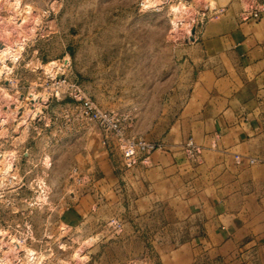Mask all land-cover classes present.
Returning a JSON list of instances; mask_svg holds the SVG:
<instances>
[{"label": "rangeland", "instance_id": "obj_1", "mask_svg": "<svg viewBox=\"0 0 264 264\" xmlns=\"http://www.w3.org/2000/svg\"><path fill=\"white\" fill-rule=\"evenodd\" d=\"M21 1L20 18L25 21V9L33 8L41 24L21 60L12 63L13 72L0 75V88L23 96V109L0 127V158L17 149V179L12 185L6 177L5 188L0 186V240L4 230L33 249V255L22 251L17 264H165L164 257L198 232L187 186L140 162L127 167L114 136L81 109L74 87L118 114L129 125V137L164 148L174 144L183 152L192 140L202 151L197 143L204 139L175 135L189 129L190 109H204L212 93L204 87L219 77L220 60L212 54L215 41L206 43L211 51L205 56L190 46L217 34L230 17L258 20L264 29V0H171L195 16L192 35L172 31L168 4L158 10L145 8L144 0ZM7 15V9L0 11ZM53 60L68 61L55 78L62 82L45 75L43 66ZM39 92L49 98L39 103L43 113L31 115L27 137H21L20 116ZM189 100L197 104L189 106ZM77 212L78 223L64 218Z\"/></svg>", "mask_w": 264, "mask_h": 264}, {"label": "crops", "instance_id": "obj_2", "mask_svg": "<svg viewBox=\"0 0 264 264\" xmlns=\"http://www.w3.org/2000/svg\"><path fill=\"white\" fill-rule=\"evenodd\" d=\"M261 24L230 17L220 24L217 34H205L190 46L205 56L211 51L206 43L215 41L218 47L212 54L220 60L216 68L220 75L203 86L212 90L204 109H190L194 117L186 120L189 129L175 135L204 139L205 143H197L202 147L200 155L190 157L177 145H167L154 151L147 165L187 186L190 215L199 220L197 235L164 257L165 264H264ZM191 104L197 101L189 100ZM250 158L255 159L253 164ZM80 216L79 212L64 213L68 223H78Z\"/></svg>", "mask_w": 264, "mask_h": 264}, {"label": "bare ground", "instance_id": "obj_3", "mask_svg": "<svg viewBox=\"0 0 264 264\" xmlns=\"http://www.w3.org/2000/svg\"><path fill=\"white\" fill-rule=\"evenodd\" d=\"M167 4L169 5L171 12L173 13L172 31L177 33L181 28L183 30L182 33L185 31L187 34L192 35V22H194L193 19H195V16L190 15L191 10H189V7L185 6L183 3H171V0L143 1V5H145V8L147 9L157 8L158 10H161ZM22 5L23 2L21 0H0V11L6 9L9 11V15H7L6 17L0 16V27L5 35L4 40H0V75L13 72L14 66H12V63H17L21 60L27 42L32 41L35 38V36L37 35V28L41 24L38 13H36V9L33 8L25 9V13L27 16L25 21L23 18H20L22 14L21 12L23 10L21 7ZM27 23H30V25H27ZM175 33L173 34L175 35ZM66 65H68L67 60L64 64H59L55 60L51 61L48 65L43 66L46 69V77L55 80V78L58 77L57 73L63 72ZM56 80L58 81V79ZM48 92L31 94V98L29 99L31 106H25L23 115L20 116V122L18 123V128L22 127L21 137H27L30 128L29 119L31 115L35 114L36 111L38 113H43V108L39 107V103H46L49 98ZM22 97L23 96H21L20 94L13 95L12 93L8 92L6 88H0V100H3L4 103V109L1 107L2 110H0L1 128L8 124L10 119L14 121V119L18 115V112L23 109ZM14 149H6L7 151L3 153V158H0V186L3 188H5L6 186V177L8 178L9 183L12 185L14 184V180L17 179L14 178L16 177V151ZM3 231L1 232V234H3L4 239L2 238L3 240H0V264L20 263V253L22 251H25L28 255L34 254L32 248H28L27 246H25L23 239H17L13 236H6L9 233L7 234ZM7 237L8 239H6ZM92 242L93 239L90 238L85 241L84 244L90 245ZM81 250L82 247L76 250L77 260L80 259ZM1 252L3 253V256H1ZM61 263L69 264V262L66 260H61Z\"/></svg>", "mask_w": 264, "mask_h": 264}, {"label": "built area", "instance_id": "obj_4", "mask_svg": "<svg viewBox=\"0 0 264 264\" xmlns=\"http://www.w3.org/2000/svg\"><path fill=\"white\" fill-rule=\"evenodd\" d=\"M251 14L254 17H258L259 10L254 9V13L252 12ZM61 80L59 79L58 82H62ZM60 86L63 87L61 84ZM73 92L74 98L79 102L81 101V109L88 115L89 119L97 124L103 132L110 133L114 136L127 167H131L139 162L144 165H149L152 153L164 149L162 143L147 141L141 136L129 137L127 134L129 125L118 114L97 107L78 87H74ZM187 146V152L191 156L201 152L200 148L192 140L188 142ZM237 162L240 163V160ZM248 162L253 164L255 159L250 158Z\"/></svg>", "mask_w": 264, "mask_h": 264}]
</instances>
